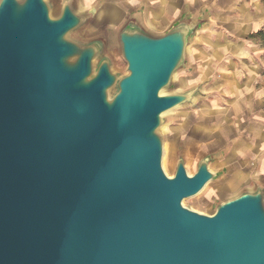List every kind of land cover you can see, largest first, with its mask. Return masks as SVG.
Instances as JSON below:
<instances>
[{
	"label": "water",
	"instance_id": "1",
	"mask_svg": "<svg viewBox=\"0 0 264 264\" xmlns=\"http://www.w3.org/2000/svg\"><path fill=\"white\" fill-rule=\"evenodd\" d=\"M75 0H0V264H264V186L213 212L183 203L220 171L163 168L167 111L203 83L170 90L207 19L164 31L130 11L115 31H81ZM112 40L125 62L118 68Z\"/></svg>",
	"mask_w": 264,
	"mask_h": 264
},
{
	"label": "crops",
	"instance_id": "2",
	"mask_svg": "<svg viewBox=\"0 0 264 264\" xmlns=\"http://www.w3.org/2000/svg\"><path fill=\"white\" fill-rule=\"evenodd\" d=\"M75 2L81 10H95V21L114 27L130 11H139L149 29L160 31L185 12L209 19L185 75L193 85L206 82L188 110L170 115L172 131H181L189 118L196 122L189 148L197 159L214 152L209 165L224 171L221 185L264 186V41L254 36L264 29V0Z\"/></svg>",
	"mask_w": 264,
	"mask_h": 264
},
{
	"label": "rangeland",
	"instance_id": "3",
	"mask_svg": "<svg viewBox=\"0 0 264 264\" xmlns=\"http://www.w3.org/2000/svg\"><path fill=\"white\" fill-rule=\"evenodd\" d=\"M209 19H207L206 23L203 25L202 28H200L196 34L194 35L192 41L187 47L186 52V64L183 68L178 70L176 72V77L173 78V82L170 90H179V89H185L193 84L188 83L187 77L185 75L188 72V69H190L191 64V58L193 57L195 42L200 38L202 34H204L207 29L210 27L208 23ZM118 26L114 27L111 25H107L104 23H99L97 21H93L90 25L86 26L81 33L83 35H91L93 33H96L100 30H106L109 32H114L115 29ZM153 31L160 32V30H155L153 28H150ZM254 36L260 37L264 41V29H261L259 32L255 33ZM110 52L113 56V59L115 61V64L118 68H123L125 65L124 60L122 59L121 55L119 54L118 47L116 43L112 40L110 44ZM175 76V74H174ZM173 76V77H174ZM203 84H205V80L201 81ZM192 106V103H189L185 106H180L176 108L175 110L171 111L167 115V123H165V128L162 129V133L164 135V156H163V168L164 170L171 175L174 172L175 169V163L177 158V151L179 149H182L186 152V158H185V165L189 173H193L196 169L197 164V155L193 153V150H191L189 147V136L193 134V126L195 125V121L193 119H188L181 129V131L174 132L173 124H170V115H173L176 111H183L188 110L189 107ZM186 148V149H185ZM195 148V147H194ZM205 154V153H204ZM203 155V154H202ZM201 155V156H202ZM200 156V157H201ZM199 157V158H200ZM217 171H220V175L217 179L212 180L205 185V187L202 189L201 192H199L197 195L185 198L183 200V203L185 205H188L194 209L204 211L211 213L214 211L216 204L223 199H226L228 197H231L235 194H237L243 187H227L226 185H221L220 181L223 178L224 171L221 169H218ZM255 183H253V187Z\"/></svg>",
	"mask_w": 264,
	"mask_h": 264
},
{
	"label": "bare ground",
	"instance_id": "4",
	"mask_svg": "<svg viewBox=\"0 0 264 264\" xmlns=\"http://www.w3.org/2000/svg\"><path fill=\"white\" fill-rule=\"evenodd\" d=\"M175 77H176V76H175ZM175 109H176V108H172L171 110H168L167 113H169V112H171V111H173V110H175ZM165 126H166V125L164 124L162 127L165 128Z\"/></svg>",
	"mask_w": 264,
	"mask_h": 264
}]
</instances>
